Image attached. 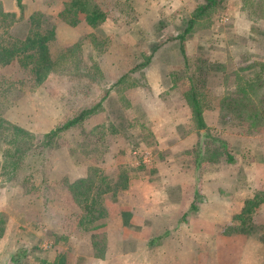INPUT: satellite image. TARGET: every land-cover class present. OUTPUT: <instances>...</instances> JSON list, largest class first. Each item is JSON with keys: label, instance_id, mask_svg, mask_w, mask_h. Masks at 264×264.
<instances>
[{"label": "rangeland", "instance_id": "rangeland-1", "mask_svg": "<svg viewBox=\"0 0 264 264\" xmlns=\"http://www.w3.org/2000/svg\"><path fill=\"white\" fill-rule=\"evenodd\" d=\"M69 1L21 0V12L16 0H0L2 12L14 16H0V45L51 30L55 67L33 91L32 61L0 67L9 84L0 95V213L9 226L4 246L18 245L8 264L54 256L58 264H95L107 249H134L144 264L162 251L170 257L181 220L161 216L164 202L169 206L163 192H175L181 181L195 178L200 192L220 179L229 199L248 186L264 198V124L244 132L222 105L248 93L247 83L262 85L264 97V0H223L186 34L204 0H82L101 14L94 25L81 13L63 18ZM63 51L67 57L57 61ZM87 108H94L89 117L47 143L46 134ZM84 179L91 183L77 184ZM247 208L217 232L264 241V214ZM101 222L103 229L90 231ZM206 242L189 259L230 264L224 259L240 251L238 243ZM255 250L244 256H257Z\"/></svg>", "mask_w": 264, "mask_h": 264}, {"label": "crops", "instance_id": "crops-1", "mask_svg": "<svg viewBox=\"0 0 264 264\" xmlns=\"http://www.w3.org/2000/svg\"><path fill=\"white\" fill-rule=\"evenodd\" d=\"M189 144L191 142L190 137ZM184 143V142H183ZM188 144V145H189ZM264 166V160L261 162ZM1 168V165H0ZM262 178V177H261ZM264 180V179H263ZM162 181V180H161ZM166 183H171L170 179H165ZM222 182V181H221ZM220 179L203 184L202 190L199 192L196 186V179L193 178L192 181H181L178 183L179 188L175 192H172L173 188H166L163 194L166 197L168 211L165 209L166 204L164 202L163 211L161 216L170 221L173 216H179L180 222L179 226V237L173 238L177 244V249L175 253L168 257L164 256V251H162V257L159 260H150L145 264H200L199 259H189L198 253L193 250L199 245L207 243V248L213 242H219L223 244H229L228 247L232 245L239 246L240 251L237 252L235 256L230 260V258L224 259L225 262L230 264H264V241H260L254 238H240L239 231H235L236 235L222 234L217 232V228L229 224L233 221V218L240 215L243 211L244 201L252 199L254 195V190L252 192L248 191V187L245 188L243 196L239 193L234 196V199H229V196H223L222 190L223 186ZM1 190V189H0ZM215 191V192H213ZM198 195H201L203 205L198 203L196 206V201ZM175 210V211H173ZM257 215L264 214V204H260L257 208ZM185 221H183V218ZM8 224L6 225L5 232L2 237H0V264H8L10 257L13 255L15 249L18 246L16 243H10L4 246L5 240L8 236ZM170 230V229H168ZM186 233V234H184ZM233 236L236 238H233ZM161 240L159 247L161 250L165 249V242H169L167 239ZM211 242V243H210ZM6 243H8L6 241ZM181 245L188 249L186 254L180 252ZM209 245V246H208ZM255 248V257H245L244 254L247 250ZM107 249L104 254L96 258L95 264H144V260L137 257L134 249L129 250L125 254H120L118 252H109ZM56 256L48 260V262H55Z\"/></svg>", "mask_w": 264, "mask_h": 264}, {"label": "trees", "instance_id": "trees-1", "mask_svg": "<svg viewBox=\"0 0 264 264\" xmlns=\"http://www.w3.org/2000/svg\"><path fill=\"white\" fill-rule=\"evenodd\" d=\"M18 8L22 12V6H21V0H16ZM223 2V0H204V5L200 6L198 8V13L195 14L192 19L188 22V27L184 30V33H188V31L191 29L192 25L194 24L195 20L198 19L201 15L205 14L209 10L215 9L218 5H220ZM69 4V5H68ZM99 10H96L94 7L93 9H89L86 5V3L82 2V0H73L69 1L64 4L63 10L61 11L60 15L64 18L66 13H73V15H76L77 13H81L85 15V20L90 25H94L97 23V15ZM0 16L3 18H11L13 19L14 16L4 14L0 8ZM40 18H43L40 15ZM45 24L47 21L45 18L42 20ZM53 37V31L49 30L46 31V33H35L33 37L28 38L25 37L23 41H21L17 46H4L0 45V67L7 66L10 64L13 60L23 58L24 61H32V70H30V76H28L27 81L29 83H32L30 86L31 91L39 88L44 81L47 79L48 75L55 69L54 62L52 61V57L48 51V42L51 41ZM182 39V37L180 38ZM68 51H63L62 53H59L55 59L57 61H60L62 59H65L67 57ZM186 57V55H185ZM22 62V63H23ZM186 63V61H185ZM259 64V63H258ZM262 68H264V65H262ZM260 78L259 74L256 76V80ZM25 82V81H20ZM0 86H5V88H0V95H3L7 89L9 88L8 82H6L4 79H0ZM248 87V93H239L238 95H235L233 99L230 100V102L227 104L226 101L222 100V105H226V107L223 106V110H226L230 114H232L234 117H236L241 123L240 127L243 129L244 132L250 133L252 131L256 132L262 127L264 124V97L261 95V88L262 85L257 88L253 87L252 83H247ZM190 105L192 107V114L195 117L196 123L198 125V128H203V120L201 117V111L199 108L198 100L195 97H192L190 101ZM100 105V103L95 106L94 108H97ZM83 109L77 116H75L73 119L65 122L61 126L56 127L52 131H50L48 134L45 135V138L47 139V143H50L53 138L59 134L60 132L69 130L70 128L76 126L77 124L84 121L87 117H89L93 109ZM243 125V126H242ZM21 130L17 129V132H20ZM223 147V145H222ZM218 155V154H217ZM232 156L227 155V161L229 162L232 158ZM210 162V161H208ZM212 163V161L210 162ZM209 163V164H210ZM90 179H84L79 180L77 184H90ZM82 192H79V195H81ZM260 204H264V198H260L258 194H254L252 199L244 201V207L241 214L245 213L246 210H248L247 207L252 209H256ZM94 212L92 210V206H89L87 208V214L90 216ZM96 212V211H95ZM101 215L98 214L95 217H92L88 224L92 223L96 218H99ZM6 225L5 218L3 214L0 213V235L3 233L4 228ZM106 226L105 222L97 223L93 225L90 228V231H98L100 229H103ZM225 234V233H224ZM39 264H58V262H48L46 260H41Z\"/></svg>", "mask_w": 264, "mask_h": 264}]
</instances>
